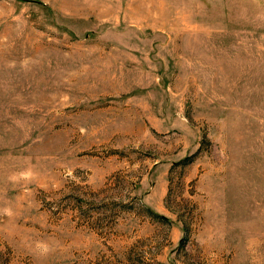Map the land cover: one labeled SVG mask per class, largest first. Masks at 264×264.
Instances as JSON below:
<instances>
[{
	"label": "rangeland",
	"instance_id": "rangeland-1",
	"mask_svg": "<svg viewBox=\"0 0 264 264\" xmlns=\"http://www.w3.org/2000/svg\"><path fill=\"white\" fill-rule=\"evenodd\" d=\"M0 264H264V0H0Z\"/></svg>",
	"mask_w": 264,
	"mask_h": 264
},
{
	"label": "clouds",
	"instance_id": "clouds-1",
	"mask_svg": "<svg viewBox=\"0 0 264 264\" xmlns=\"http://www.w3.org/2000/svg\"><path fill=\"white\" fill-rule=\"evenodd\" d=\"M9 215H11V212L6 210ZM37 248L40 250L41 255H47L50 252V248L47 244L45 243H38Z\"/></svg>",
	"mask_w": 264,
	"mask_h": 264
}]
</instances>
